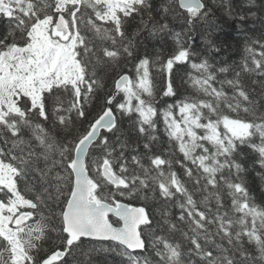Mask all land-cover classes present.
Here are the masks:
<instances>
[{"label":"snow or ice","instance_id":"1","mask_svg":"<svg viewBox=\"0 0 264 264\" xmlns=\"http://www.w3.org/2000/svg\"><path fill=\"white\" fill-rule=\"evenodd\" d=\"M0 264H264V0H0Z\"/></svg>","mask_w":264,"mask_h":264},{"label":"trees","instance_id":"2","mask_svg":"<svg viewBox=\"0 0 264 264\" xmlns=\"http://www.w3.org/2000/svg\"><path fill=\"white\" fill-rule=\"evenodd\" d=\"M237 58H239V57H237ZM257 170L259 171V166L258 165H257ZM254 176H255V173L254 172H251L250 173V182H251V177H254ZM257 187H259V182L258 181H257Z\"/></svg>","mask_w":264,"mask_h":264}]
</instances>
